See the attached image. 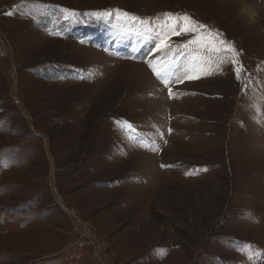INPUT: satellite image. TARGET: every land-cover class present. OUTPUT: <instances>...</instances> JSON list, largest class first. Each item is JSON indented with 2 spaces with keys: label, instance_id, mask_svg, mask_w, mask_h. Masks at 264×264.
Returning <instances> with one entry per match:
<instances>
[{
  "label": "rangeland",
  "instance_id": "1",
  "mask_svg": "<svg viewBox=\"0 0 264 264\" xmlns=\"http://www.w3.org/2000/svg\"><path fill=\"white\" fill-rule=\"evenodd\" d=\"M166 12L222 33L240 79L229 59L170 98L140 23ZM262 12L264 0H0V264H264ZM190 38L172 36L166 58L187 65Z\"/></svg>",
  "mask_w": 264,
  "mask_h": 264
},
{
  "label": "snow or ice",
  "instance_id": "2",
  "mask_svg": "<svg viewBox=\"0 0 264 264\" xmlns=\"http://www.w3.org/2000/svg\"><path fill=\"white\" fill-rule=\"evenodd\" d=\"M63 12L73 17L79 15L74 10L69 9H64ZM6 14L12 15L13 13L8 12ZM83 15L99 19L109 17L112 13L105 10L84 13ZM117 15L129 16L128 13H120L119 10H117ZM132 19L136 20L138 18L132 17ZM140 23L144 26L145 33H154L156 36L155 48L152 49V52L161 53L162 57L149 60L147 63L156 79L168 88L170 98H178L172 90L171 85L173 83L182 84L185 81L197 80L202 75H211L213 65H215L216 70H219L220 64L227 63L229 59L234 67L237 79H240V74L244 71L243 66L238 61L240 54L230 42L222 38V33L210 30L206 25L193 20L186 13L181 15L166 12L163 14V20L159 18L154 21L144 19L140 20ZM153 24L155 27H152ZM181 35L191 36L181 46L185 49H192V56L187 65H177L171 59L166 58L168 54L174 51L171 45V37ZM122 127L129 132L134 130V126L127 121L124 122ZM249 248V245L242 246V249ZM258 255H264V253H258Z\"/></svg>",
  "mask_w": 264,
  "mask_h": 264
},
{
  "label": "bare ground",
  "instance_id": "3",
  "mask_svg": "<svg viewBox=\"0 0 264 264\" xmlns=\"http://www.w3.org/2000/svg\"><path fill=\"white\" fill-rule=\"evenodd\" d=\"M242 12L247 15L251 20H254V18L256 17L255 14L258 13L257 8L253 4H249L246 6L243 5Z\"/></svg>",
  "mask_w": 264,
  "mask_h": 264
}]
</instances>
